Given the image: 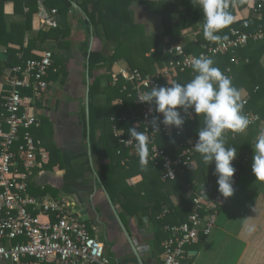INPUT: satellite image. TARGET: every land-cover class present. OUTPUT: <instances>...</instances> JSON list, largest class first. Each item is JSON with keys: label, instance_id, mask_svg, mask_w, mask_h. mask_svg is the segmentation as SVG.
I'll return each mask as SVG.
<instances>
[{"label": "crops", "instance_id": "0c3cea01", "mask_svg": "<svg viewBox=\"0 0 264 264\" xmlns=\"http://www.w3.org/2000/svg\"><path fill=\"white\" fill-rule=\"evenodd\" d=\"M40 4L48 10L52 9L45 6L44 0H37L36 13L33 14L29 23L30 27L23 37L24 47L29 40L36 39L40 30H48L40 24L38 17ZM131 8L135 15L141 11L135 3ZM21 10L22 12H16L12 2L5 3L4 21L7 28L10 25H23L26 22L25 12H28V8L24 6ZM83 19L85 15L78 9L69 12L67 16L57 13L56 28L62 30L68 28L69 36L64 39V45L61 47H58L54 41L46 42L45 49L54 54L56 71L49 74L48 90L30 112L38 121V126L31 129L32 136L41 142L47 154V160L41 169L35 170L29 182L28 195L40 202L62 203L72 200L73 204L68 209L70 213L75 207L85 205L87 221L82 223L85 224L90 236L104 246L105 253L112 262L140 264L138 261L140 260L141 264H160V240L162 236L167 237L163 228L178 225V223L168 222L159 226L158 222H164L169 215L168 213L162 219L158 218L163 209L169 212L166 206L162 207L156 217L151 213L155 198L164 196L165 192L162 190L152 195L151 192L139 191L133 194L130 199L132 208L137 210V214L129 217L120 205L121 187L126 183L128 187L136 188V185L142 181V177L139 175L128 177L124 180L125 183L117 185L118 179L107 176L102 181L98 175V170L107 164L108 160L104 158L103 146L99 141L100 130L96 131L93 140H90V132L89 137L87 136L85 97L88 65L84 59V52L86 47H88V53L100 52L102 43L92 34L86 36L85 28L81 23ZM136 19L138 18L135 17V21ZM140 20L145 26L147 35H155L159 38L160 48L165 42H169L161 35L150 15L141 16ZM195 32L194 29H187L181 34L180 40L196 41ZM8 47L14 51L19 49L18 45ZM112 49V45L108 46L109 52ZM43 51L44 49L33 50L31 53L37 57ZM0 52L7 56L6 62H0L1 65L11 60L5 47H0ZM261 62L264 67V57ZM124 69L129 70L124 61H119L109 70L106 68L94 70L92 78L89 77L88 70V82L91 85L97 76L111 77ZM4 78L5 76H0V94L8 92ZM231 79L234 80L233 75ZM100 84L102 88L105 87L106 79H103ZM233 85L237 84L233 81ZM110 86L114 87L111 82ZM122 86L123 82L120 88ZM238 90L240 98L243 97L246 89L241 85ZM120 93H122L121 89ZM122 94L125 95V93ZM118 99L123 100L121 97L115 98L112 106L119 105L116 103ZM97 101L99 104L104 103L105 96L99 94L96 97ZM112 117L116 118L111 115L110 119ZM261 131H264V121L260 126ZM121 132L123 134L122 129ZM126 162L127 160L123 159L120 164L125 166ZM252 162L253 150L242 161V169L236 175L237 181L233 195L228 198L227 204L221 210L216 227L207 238L201 239L188 248V252H196L190 264H264V183L255 181L251 170ZM196 163L194 159L190 169H194ZM151 173V178L147 182L154 184L155 171ZM189 194L191 193L188 192ZM168 197L173 207L179 204V198L175 193H170ZM143 210L148 211L149 214L143 215ZM40 219L52 221L53 217L44 216ZM0 264L11 263L0 260ZM45 264L55 263L48 261Z\"/></svg>", "mask_w": 264, "mask_h": 264}, {"label": "built area", "instance_id": "2783aa9c", "mask_svg": "<svg viewBox=\"0 0 264 264\" xmlns=\"http://www.w3.org/2000/svg\"><path fill=\"white\" fill-rule=\"evenodd\" d=\"M263 8L264 0L256 6L250 1L246 2V11H252L258 21L263 17ZM227 10L230 11V8ZM56 15V9L48 10L42 4L38 6L41 26L47 29L55 28ZM240 19L241 30L231 27L230 37L226 40L221 37V40L213 42L204 38L201 52L198 54H186L180 43L165 42L161 49L171 56V59L157 68L154 74L124 69L111 76V85L115 86L121 79L122 93L133 99L139 107V112H132L130 118L139 127L137 131L143 132L148 138V163L160 169V179L163 182H172L182 177L194 159L200 155L193 148L198 136L186 137L185 123L182 130L160 124L159 132L164 137L176 139L177 155L169 156L156 145L158 131H154L150 124L154 117L159 116L162 120V114L155 112L154 105L141 102L137 97L149 92L153 86L167 87L176 82L179 74L193 70L191 64L194 58L233 54L250 41L255 44L264 43L263 28L259 26L255 32H250L253 19ZM198 34L203 35V29L195 32V36ZM230 62L235 66L241 64L235 57ZM55 66L53 52L44 50L37 57L12 66L4 78L8 92L0 112V260L11 264H45L48 261L55 264H120L112 262L106 255L104 246L90 236L85 224L68 212L73 204L72 200L62 203L40 202L28 195L29 182L35 170L41 169L47 160L41 142L32 136L31 129L38 126V121L30 110L47 92L48 76L50 72L56 71ZM222 73L232 78L230 66ZM27 92L29 94H26ZM244 96L241 97L243 106L246 105ZM116 103L122 105L123 100L118 99ZM150 107L152 111L149 110ZM181 114L185 122L193 120L196 116L191 109L188 113ZM245 115L251 121L247 129L239 133L227 131L225 137L243 135L251 127L262 124L257 115L250 112ZM127 120V114L118 118L112 117L110 121L113 123V134L119 145L128 150L130 156L137 157L135 141L130 136L124 138L116 126L117 122L125 123ZM117 154H120V151ZM213 178L217 180L215 175ZM232 179L234 188L237 176ZM214 187L215 183L209 181L197 191L191 192L192 212L186 220L178 225L163 228L167 237L160 245V264H183L187 259L188 248L212 233L229 198H224ZM168 213L167 209H163L158 218L162 219ZM44 216H51L53 220H41Z\"/></svg>", "mask_w": 264, "mask_h": 264}, {"label": "trees", "instance_id": "16d2710c", "mask_svg": "<svg viewBox=\"0 0 264 264\" xmlns=\"http://www.w3.org/2000/svg\"><path fill=\"white\" fill-rule=\"evenodd\" d=\"M250 1L255 6L262 0H226L229 4L230 13L233 16V23L222 29L218 35L223 39H228L229 29L231 27L241 30L242 19L252 18L253 23L249 31L255 32L259 26L264 30V8L262 9L263 17L260 21L256 20V15L252 11H246V2ZM12 2L16 12H22L25 6L28 8L26 13V22L23 25H7L4 21V5ZM72 3H75L78 10L82 11L85 19L81 21L85 28L86 36H96L102 43L100 52L88 53V47L84 52V59L88 61L89 77L92 78L94 70L99 68L110 69L114 63L124 61L130 71H139L143 74H154L155 70L167 63L171 56L165 53L159 46V38L155 35H147L145 26L141 23V16H149L155 24L161 35L168 39L170 44L180 43L186 54H198L201 52V45L204 42L202 34L197 35V40L185 42L180 40L181 34L187 29L195 31L203 29V13L199 8L194 7L190 0H44V4L48 8L56 9L57 13L67 16L69 12L74 11ZM137 4L141 11L138 15L134 14L131 6ZM23 6V7H22ZM37 10V0H0V47H5L6 52L11 60L3 63L0 67V76H5L8 70L15 65L21 64L35 56L31 53L33 50H46V42L54 41L58 47L64 45L63 41L69 36V30L59 28H49L48 30H40L36 39L29 40L24 47V34L29 29V23L32 16ZM135 17L138 18L135 21ZM150 22V21H149ZM89 38V37H88ZM225 39V40H226ZM88 40V39H87ZM88 43V42H87ZM9 45H18L19 49L14 51ZM112 45V51H108V46ZM87 46V45H86ZM237 58L241 64L235 66L231 64L232 58ZM264 57V43L255 44L249 42L245 47L237 49L233 54L227 53L221 56L212 57L214 67L220 69L221 72L230 66L235 87L239 89L241 85L246 89L245 99L246 105L242 114L250 112L257 115L260 121H264V67L262 66V58ZM247 61V63H244ZM52 73L50 72V75ZM195 73L193 70L184 74H179L176 83L186 84ZM106 79V86L101 87V81ZM110 76H97L89 88V132L90 140L94 139L97 130H100L99 141L103 146L104 158L108 163L98 170V175L103 178L110 177L118 179L117 185L128 177L139 175L142 181L136 185V188H130L123 184L121 187V196L119 200L125 214L129 217L135 216L137 210L132 208L130 197L136 192H151L152 195L158 194V191H164V196L155 198L154 207L151 209L153 216L156 217L162 210V207L169 209L168 217L164 222L159 223H182L192 212L191 194L205 185L209 181L215 183L214 190L218 189V185L213 178L214 163L208 166L203 162L200 155L195 158L196 167L188 169L182 177L172 182H163L160 179V169L148 163L146 170H142L139 164V157L130 156L128 150L118 143V139L112 131L113 123L110 121L111 115L116 118L123 114L128 115L125 123H116L118 129L123 130V137L128 138L129 129H139L134 123L130 115L132 112H139V107L134 104L133 100H129L124 94L120 93L122 80L119 79L117 84L110 86ZM26 94H29L28 92ZM99 94L105 96L104 103L96 102ZM7 97L6 93L0 94V112H2V104ZM121 97L124 100L123 105L112 106V101ZM260 126L251 127L246 133L231 138L225 137V147H235L237 155L232 161L235 168V175H238L242 169V161L252 153ZM186 137L198 136V131L203 127V116H195L191 121L185 122ZM174 141V142H173ZM175 138H166L161 132L156 133V145L164 150L169 156L175 157L177 150L175 149ZM148 156H149V146ZM117 151L120 154L117 155ZM147 156V157H148ZM123 159L127 162L125 166L120 163ZM151 171H155V182L149 184L147 180L151 178ZM153 177V176H152ZM157 180V181H156ZM105 184V183H104ZM170 193H175L179 198V204L173 207L169 201ZM124 198V199H123ZM123 199V200H122ZM143 215L149 214L143 210ZM166 236H162L160 243ZM161 249V248H160Z\"/></svg>", "mask_w": 264, "mask_h": 264}, {"label": "clouds", "instance_id": "9594fccd", "mask_svg": "<svg viewBox=\"0 0 264 264\" xmlns=\"http://www.w3.org/2000/svg\"><path fill=\"white\" fill-rule=\"evenodd\" d=\"M190 2L203 13L204 38L213 42L221 40L218 33L233 22V16L227 10L229 5L226 0ZM213 65L212 58H194L191 67L195 75L189 82L186 84L172 82L167 87L153 86L149 92L137 98L150 106L154 105L155 112L162 114V120L157 116L150 122L154 131L159 132L160 124L182 130L185 118L181 112L188 113L189 109L196 116H203V127L198 131V139L193 148L207 166L214 163L213 175L217 177V190L224 198H228L234 192L232 178L236 170L232 161L237 155V149L225 147V135L227 131L232 133L245 131L251 121L242 114L240 92L233 85L231 78ZM149 110L152 111V108ZM128 131L135 141L140 167L146 170L148 138L135 128ZM252 149V173L255 181L264 183V131L258 134Z\"/></svg>", "mask_w": 264, "mask_h": 264}, {"label": "water", "instance_id": "95a60500", "mask_svg": "<svg viewBox=\"0 0 264 264\" xmlns=\"http://www.w3.org/2000/svg\"><path fill=\"white\" fill-rule=\"evenodd\" d=\"M72 7L74 9H78V7L75 3H72ZM6 60H7V56L4 53L0 52V62H6ZM86 64L88 65V61H86ZM89 88H90V83L88 82V69H87V84H86V97H85V122H86L85 124H86V131H87L88 137H89ZM103 191H104V193H106L104 189H103ZM84 208H85V205L82 204L81 206L75 207L73 212H72V214L74 216H76L78 218V220L81 222L87 221L86 211ZM120 225H121L123 232L127 236V233H126V231L123 228L121 223H120ZM133 250H135V249H133ZM195 256H196V252H192V251L187 252V260L183 264H190L189 262L191 260H193ZM138 261L141 264V261L140 260H138Z\"/></svg>", "mask_w": 264, "mask_h": 264}, {"label": "rangeland", "instance_id": "374dc122", "mask_svg": "<svg viewBox=\"0 0 264 264\" xmlns=\"http://www.w3.org/2000/svg\"><path fill=\"white\" fill-rule=\"evenodd\" d=\"M190 193H191V191H190Z\"/></svg>", "mask_w": 264, "mask_h": 264}]
</instances>
